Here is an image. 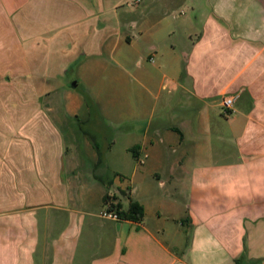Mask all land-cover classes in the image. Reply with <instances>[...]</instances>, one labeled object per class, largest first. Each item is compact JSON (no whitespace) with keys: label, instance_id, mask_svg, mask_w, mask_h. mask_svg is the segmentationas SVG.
I'll list each match as a JSON object with an SVG mask.
<instances>
[{"label":"crops","instance_id":"obj_1","mask_svg":"<svg viewBox=\"0 0 264 264\" xmlns=\"http://www.w3.org/2000/svg\"><path fill=\"white\" fill-rule=\"evenodd\" d=\"M123 1L0 0V77L21 94L0 133V264H264V0H210L174 40L145 15L130 35L104 33L99 15ZM80 52L72 86L111 89L126 150L146 154L128 182L80 170L54 108L34 100L46 93L40 58L55 55L61 72ZM226 95H237L228 112ZM123 192L141 221L93 210L107 194L127 206Z\"/></svg>","mask_w":264,"mask_h":264},{"label":"rangeland","instance_id":"obj_2","mask_svg":"<svg viewBox=\"0 0 264 264\" xmlns=\"http://www.w3.org/2000/svg\"><path fill=\"white\" fill-rule=\"evenodd\" d=\"M209 1L153 0V3L149 4L147 0H143L142 2L146 4V7L141 10V8L135 9L134 5L131 4V0H124L123 4L118 8H104L99 15L98 21L107 24L104 33H108L109 30L113 32L114 28L120 26L124 34L130 35V22L143 15L151 18V21L158 17L164 18L162 23L166 25L167 30L173 35L172 39L174 40L180 33L181 28L185 26L186 21L183 16L185 14L190 18L191 16H196L198 22L201 23L206 13L210 10L211 4ZM142 2L140 5H142ZM194 6L197 9L195 12L192 9ZM54 43H63V41L58 38ZM140 44L142 47L145 46L143 42H140ZM84 56L85 54L80 52L75 59L61 63L62 71L58 72V58L48 53L43 55V58H40L39 65L43 66V59L47 58V62L44 63L45 68H42L43 73H41L46 76L44 78L46 93L36 95L35 98L31 94H24L23 96L29 101L33 97L40 104H49L54 108L51 116L54 117L58 129L65 138L69 155L80 161V170L89 167L94 170V175L101 176L104 181L116 179L118 181L128 182V172H130L132 166L138 168L142 166L137 161V158L142 155L134 157L131 148L126 150L125 146L130 140L128 139L129 141H126L123 127L116 124L114 119L110 106L114 96L111 89L103 87L102 89L92 88L89 90L82 83L75 87L72 86V83L75 82V65ZM102 59L108 71L114 67L110 54L104 53ZM15 80L19 82V79H15V77H0V133L4 130L5 122L13 121L15 104L20 102V91L13 86ZM21 89L24 93L27 91L24 86ZM39 89H41V86H39ZM72 102H78L80 104V107L75 112H70L69 110V105L71 106ZM90 136H92L96 149L99 152V162H96V158L92 160L89 152L90 148L86 146L85 139H88ZM114 140L115 143L112 150L108 151L106 145L111 144V141ZM124 156L129 157L130 160L131 165L128 169L122 163ZM123 203L125 207L126 201H123ZM105 208L106 205H99L97 209L93 210L101 213ZM42 222L39 224L42 225ZM79 254L81 255L82 252Z\"/></svg>","mask_w":264,"mask_h":264},{"label":"trees","instance_id":"obj_3","mask_svg":"<svg viewBox=\"0 0 264 264\" xmlns=\"http://www.w3.org/2000/svg\"><path fill=\"white\" fill-rule=\"evenodd\" d=\"M131 151L133 155L137 157L135 148L132 147ZM123 195H125L128 200L126 207H123L120 198L113 195L116 198V201L113 202L111 201V198L113 197L107 194L103 198L106 208L109 210H115L120 220L141 221L144 215L143 206L136 200L129 198L127 192H123Z\"/></svg>","mask_w":264,"mask_h":264},{"label":"built area","instance_id":"obj_4","mask_svg":"<svg viewBox=\"0 0 264 264\" xmlns=\"http://www.w3.org/2000/svg\"><path fill=\"white\" fill-rule=\"evenodd\" d=\"M237 95H226L222 97L221 104L224 109V112H228L231 109L234 100L236 99ZM146 154H143L141 157L137 158L139 164H141L145 158ZM100 216L110 220H119L117 212L115 210H109L105 208V210L101 211Z\"/></svg>","mask_w":264,"mask_h":264}]
</instances>
